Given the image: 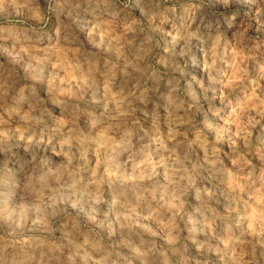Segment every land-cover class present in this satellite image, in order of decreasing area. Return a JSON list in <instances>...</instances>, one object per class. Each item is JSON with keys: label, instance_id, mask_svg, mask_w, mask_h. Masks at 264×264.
Wrapping results in <instances>:
<instances>
[{"label": "clouds", "instance_id": "obj_1", "mask_svg": "<svg viewBox=\"0 0 264 264\" xmlns=\"http://www.w3.org/2000/svg\"><path fill=\"white\" fill-rule=\"evenodd\" d=\"M0 264H264V0H0Z\"/></svg>", "mask_w": 264, "mask_h": 264}]
</instances>
